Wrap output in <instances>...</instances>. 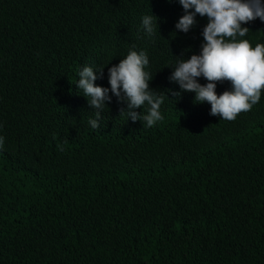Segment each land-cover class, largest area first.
Wrapping results in <instances>:
<instances>
[{
  "label": "trees",
  "instance_id": "obj_1",
  "mask_svg": "<svg viewBox=\"0 0 264 264\" xmlns=\"http://www.w3.org/2000/svg\"><path fill=\"white\" fill-rule=\"evenodd\" d=\"M182 14L177 0H0V264H264V90L233 120L175 96L171 67L207 23L177 32ZM242 26L264 43V22ZM129 50L169 98L163 119L126 120L113 97L93 129L77 73L103 67L107 87Z\"/></svg>",
  "mask_w": 264,
  "mask_h": 264
},
{
  "label": "clouds",
  "instance_id": "obj_2",
  "mask_svg": "<svg viewBox=\"0 0 264 264\" xmlns=\"http://www.w3.org/2000/svg\"><path fill=\"white\" fill-rule=\"evenodd\" d=\"M183 14L175 22L177 32L188 33L197 23L196 17H207L200 35L202 43L198 54L188 58L176 57V63L169 81L179 86V91L192 92L194 102L210 105L209 114L220 119L233 120L241 112L251 110L260 101L264 90V43L252 46L246 37L247 23L259 19L264 22V0H177ZM158 17L145 14L141 19V30L146 37H153L158 31ZM149 58L144 50H129L119 62L107 69L108 86L95 82L102 75V69L82 66L74 83L81 90L87 104L93 109L94 117L88 120L93 129L100 126L101 113L115 97L123 103L120 114L133 122L143 120L152 126L163 119L161 105L165 98L163 91L150 87L153 75L146 70ZM99 74V75H98ZM207 82L201 84L198 78ZM229 81L230 90L217 94V82ZM166 91L172 92V89ZM111 93V95H109ZM162 93V94H161ZM146 108V112H137ZM4 137L0 136V147Z\"/></svg>",
  "mask_w": 264,
  "mask_h": 264
}]
</instances>
